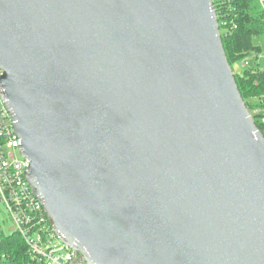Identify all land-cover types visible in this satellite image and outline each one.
<instances>
[{
  "label": "water",
  "instance_id": "1",
  "mask_svg": "<svg viewBox=\"0 0 264 264\" xmlns=\"http://www.w3.org/2000/svg\"><path fill=\"white\" fill-rule=\"evenodd\" d=\"M0 69L26 179L86 264H264V136L212 0H0Z\"/></svg>",
  "mask_w": 264,
  "mask_h": 264
},
{
  "label": "built area",
  "instance_id": "2",
  "mask_svg": "<svg viewBox=\"0 0 264 264\" xmlns=\"http://www.w3.org/2000/svg\"><path fill=\"white\" fill-rule=\"evenodd\" d=\"M264 11V0H257ZM247 59L241 65H247ZM2 70L0 69V76ZM264 123V108H256ZM19 139L0 96V201L5 205L12 227L23 238L28 252L42 264H86L81 253L65 246L56 236L47 214L27 179L28 160L17 156Z\"/></svg>",
  "mask_w": 264,
  "mask_h": 264
},
{
  "label": "trees",
  "instance_id": "3",
  "mask_svg": "<svg viewBox=\"0 0 264 264\" xmlns=\"http://www.w3.org/2000/svg\"><path fill=\"white\" fill-rule=\"evenodd\" d=\"M216 11L221 39L230 66L250 58L234 72L238 90L250 112L264 108V65L258 62L261 46L253 39L264 35V11L257 0H212ZM264 136V123L253 114ZM0 264H42L28 252L21 235L13 230L0 233Z\"/></svg>",
  "mask_w": 264,
  "mask_h": 264
},
{
  "label": "rangeland",
  "instance_id": "4",
  "mask_svg": "<svg viewBox=\"0 0 264 264\" xmlns=\"http://www.w3.org/2000/svg\"><path fill=\"white\" fill-rule=\"evenodd\" d=\"M255 44H259L261 46V51L258 55V62L260 65H264V35L255 37L253 39ZM250 64V58L247 59V65ZM241 68L240 63H236L232 66V70L234 72L239 71ZM17 156L20 157V153L17 152ZM12 227V221L9 218V212L5 205L0 201V233L6 234L9 232V229Z\"/></svg>",
  "mask_w": 264,
  "mask_h": 264
}]
</instances>
